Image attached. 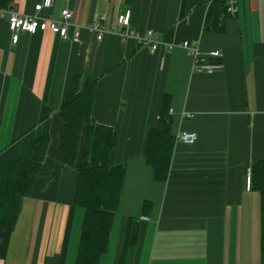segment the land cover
Returning <instances> with one entry per match:
<instances>
[{
  "label": "crops",
  "instance_id": "obj_1",
  "mask_svg": "<svg viewBox=\"0 0 264 264\" xmlns=\"http://www.w3.org/2000/svg\"><path fill=\"white\" fill-rule=\"evenodd\" d=\"M40 1L13 0L11 8L55 20L69 8L68 38L47 29L13 43L0 13L1 191L13 160L32 159L35 140L50 137L0 264L76 262L84 211L74 203L78 167L64 162L58 112L74 75L96 80L92 118L116 128L110 163L126 166L100 264H264L261 197L246 187L249 169L264 160V0H238L222 31L205 28L212 0H55L37 12ZM126 10L132 29L153 31L156 50L114 31ZM103 14L99 40L91 26ZM185 40L204 57L220 51V59H205L220 68L196 71ZM166 95L176 142L168 178L159 181L146 152ZM185 131L197 140H179ZM130 220L138 234L126 245Z\"/></svg>",
  "mask_w": 264,
  "mask_h": 264
},
{
  "label": "trees",
  "instance_id": "obj_2",
  "mask_svg": "<svg viewBox=\"0 0 264 264\" xmlns=\"http://www.w3.org/2000/svg\"><path fill=\"white\" fill-rule=\"evenodd\" d=\"M13 0H0V9L11 8ZM225 0H212L205 20V28L224 30L228 17ZM96 80L74 75L68 96L58 112L64 123V162L78 167L75 205L84 211L80 241L75 264H100L108 252L115 214L120 205L126 166L110 163L116 145L117 130L97 123L92 118ZM176 137L172 132L170 96L164 98L158 125L149 134L146 163L159 181H166L170 171ZM50 137L35 140L33 158H17L11 164L8 185L0 190V258L7 250L9 237L18 221L23 200L30 195L43 167ZM251 187L261 197V240L264 255V160L252 167ZM133 222V221H132ZM138 227L129 223L125 244L134 242Z\"/></svg>",
  "mask_w": 264,
  "mask_h": 264
},
{
  "label": "built area",
  "instance_id": "obj_3",
  "mask_svg": "<svg viewBox=\"0 0 264 264\" xmlns=\"http://www.w3.org/2000/svg\"><path fill=\"white\" fill-rule=\"evenodd\" d=\"M55 0H41L36 5L37 12H41L46 8H50L53 6ZM226 10L229 16H236L239 11L238 0H225ZM0 13L2 16L8 17V24L12 35V42L17 43L20 38V34L22 32H28L34 34L38 31H45L50 29L54 33L60 34L63 38H68V30L71 26V19L73 16L72 10L69 8H65L61 12V18L59 20H55L49 16H41L38 14L27 15L22 14L14 8H4L0 9ZM131 16L132 13L130 10H126L119 14L116 23L113 25V29L115 32L119 33L123 38H134L141 45L150 47L152 50H156L159 47V41L156 40L154 33L152 30H148L147 32L141 34L136 32L131 27ZM106 20V14L100 16L97 20L92 23L91 29L96 33L97 38L99 40L103 39L105 34V27L103 22ZM183 46L187 48L191 54L194 55V69L196 71L202 72H214L219 69L221 66V62L219 60L215 61H207L205 59H220L221 52L220 51H212L208 54L207 57H204L200 54L199 48L195 45H192L190 41L185 40L183 42ZM186 116L190 117L193 114H186ZM198 136L195 132L185 131L180 134L178 137L179 140H182L187 143H193L197 140ZM251 170L246 177V187L248 189L251 188Z\"/></svg>",
  "mask_w": 264,
  "mask_h": 264
}]
</instances>
